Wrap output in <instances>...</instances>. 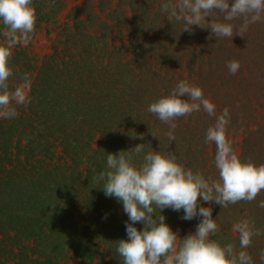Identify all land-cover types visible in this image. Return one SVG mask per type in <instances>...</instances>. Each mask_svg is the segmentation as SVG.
<instances>
[{
    "label": "trees",
    "instance_id": "16d2710c",
    "mask_svg": "<svg viewBox=\"0 0 264 264\" xmlns=\"http://www.w3.org/2000/svg\"><path fill=\"white\" fill-rule=\"evenodd\" d=\"M165 2L32 0L35 31L26 46L12 49L8 81L11 90L29 74L31 102L13 105L15 118H0V264H123L116 242L128 239V216L94 179L107 170L108 154L144 144L132 153L136 165L149 151L172 153L184 167L218 180L216 145L205 143L214 117L201 110L177 118L171 141L168 125L147 111L181 80L202 88L217 116L229 109L234 152L264 164V22L249 25L243 37L234 31L217 39L195 25L183 32V22L161 11ZM4 31L0 23V44ZM38 36L49 53L35 52ZM233 59L241 65L235 75L226 67ZM261 200L264 190L223 209L198 201L218 217L211 238L237 251L233 224L254 221L262 234L245 249L253 264H262L264 250ZM160 214L179 239L195 234L201 220H183V209Z\"/></svg>",
    "mask_w": 264,
    "mask_h": 264
},
{
    "label": "clouds",
    "instance_id": "9594fccd",
    "mask_svg": "<svg viewBox=\"0 0 264 264\" xmlns=\"http://www.w3.org/2000/svg\"><path fill=\"white\" fill-rule=\"evenodd\" d=\"M161 11L168 14L169 20L183 22V32L191 33L195 25L210 29L217 39L232 38L234 31L235 35L243 37L249 25L264 22V0H234L232 3L230 0H166ZM36 19L32 0H0V23L5 28V42L0 44V118H15L18 113L13 105L31 102L29 74H22L21 82L10 90L8 81L13 69L9 58L16 45L26 46L30 42ZM233 21H240V24L237 26ZM226 67L235 75L241 65L233 59ZM215 108L202 88L181 80L170 94L150 103L147 111L168 125L167 135L171 141L175 140L174 121L177 118L201 110L214 117L215 123L206 131L205 143L216 145L214 165L218 180L184 167L172 153L149 151L142 163L136 165L132 153L143 152L144 144L107 155V170L94 179L103 182L102 189L107 197L122 202L128 216V239L116 242V252L123 264H253L245 249L251 246L254 237L262 234L255 228L254 221L240 219L233 224V231L239 237L240 250L237 251L234 244L222 245L211 238L218 232V217L212 218L211 207L198 206L201 199L210 204L215 202L222 209L240 201L252 202L264 190V164L242 160L234 152L227 137L229 109L225 108L217 116ZM258 206L264 208V200ZM166 208L183 209V220L200 217L195 234L179 239L165 223V216L160 214ZM138 222L144 225L142 231L133 226ZM260 260L264 264V250Z\"/></svg>",
    "mask_w": 264,
    "mask_h": 264
},
{
    "label": "rangeland",
    "instance_id": "374dc122",
    "mask_svg": "<svg viewBox=\"0 0 264 264\" xmlns=\"http://www.w3.org/2000/svg\"><path fill=\"white\" fill-rule=\"evenodd\" d=\"M34 46L38 56L49 53V42L44 37L38 36Z\"/></svg>",
    "mask_w": 264,
    "mask_h": 264
}]
</instances>
